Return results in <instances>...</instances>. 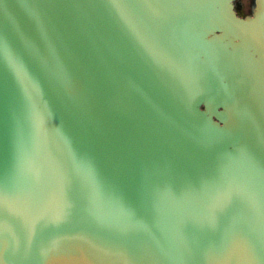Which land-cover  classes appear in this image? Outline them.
I'll return each instance as SVG.
<instances>
[{
	"label": "water",
	"instance_id": "1",
	"mask_svg": "<svg viewBox=\"0 0 264 264\" xmlns=\"http://www.w3.org/2000/svg\"><path fill=\"white\" fill-rule=\"evenodd\" d=\"M0 0V264H264V0Z\"/></svg>",
	"mask_w": 264,
	"mask_h": 264
},
{
	"label": "flooded vegetation",
	"instance_id": "2",
	"mask_svg": "<svg viewBox=\"0 0 264 264\" xmlns=\"http://www.w3.org/2000/svg\"><path fill=\"white\" fill-rule=\"evenodd\" d=\"M234 9L236 11V13L239 16H246V15H250L251 11H252V3L251 0L248 1V3H246L245 5H239L237 4V0L234 1Z\"/></svg>",
	"mask_w": 264,
	"mask_h": 264
},
{
	"label": "rangeland",
	"instance_id": "3",
	"mask_svg": "<svg viewBox=\"0 0 264 264\" xmlns=\"http://www.w3.org/2000/svg\"><path fill=\"white\" fill-rule=\"evenodd\" d=\"M249 0H237V4L239 5H245L246 3H248Z\"/></svg>",
	"mask_w": 264,
	"mask_h": 264
}]
</instances>
